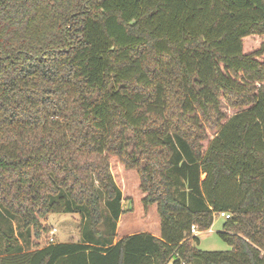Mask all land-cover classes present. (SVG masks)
<instances>
[{
  "label": "trees",
  "instance_id": "16d2710c",
  "mask_svg": "<svg viewBox=\"0 0 264 264\" xmlns=\"http://www.w3.org/2000/svg\"><path fill=\"white\" fill-rule=\"evenodd\" d=\"M110 155L157 236L114 242ZM217 212L230 249L200 250ZM53 213L76 240L0 264H264V0H0V236Z\"/></svg>",
  "mask_w": 264,
  "mask_h": 264
},
{
  "label": "rangeland",
  "instance_id": "374dc122",
  "mask_svg": "<svg viewBox=\"0 0 264 264\" xmlns=\"http://www.w3.org/2000/svg\"><path fill=\"white\" fill-rule=\"evenodd\" d=\"M248 43H252L250 40ZM109 168L115 184L122 194L121 207L123 213L116 222L115 239L132 233L159 234V217L154 205L145 207L142 202L144 194L139 189V178L134 170L126 169L112 155L109 156ZM224 218L217 214L213 215V222L209 229L198 231L197 248L203 251H225L230 247L222 241L218 232L222 230ZM42 224L47 230L41 232L38 238H34L33 230L27 231L17 220H11L7 225L1 218V226L4 235L0 236V255L8 247L21 246L23 251H33L48 243L51 229L55 228L53 235L55 242H66L76 240L78 236L79 216L77 214L53 213L49 214ZM10 226L11 230L8 228ZM193 244L192 241H189Z\"/></svg>",
  "mask_w": 264,
  "mask_h": 264
},
{
  "label": "built area",
  "instance_id": "2783aa9c",
  "mask_svg": "<svg viewBox=\"0 0 264 264\" xmlns=\"http://www.w3.org/2000/svg\"><path fill=\"white\" fill-rule=\"evenodd\" d=\"M215 214L219 215L220 217H222V218H224V219H227V218L230 217V215H229L228 213H226V212H217V213H215ZM197 232H198L197 228L194 227V226H191V228H190V233L193 234V235H195V234H197ZM55 233H56V229H55V228H52V229H51V233H50V235L48 236V243H53V242H54L53 235H54Z\"/></svg>",
  "mask_w": 264,
  "mask_h": 264
},
{
  "label": "crops",
  "instance_id": "0c3cea01",
  "mask_svg": "<svg viewBox=\"0 0 264 264\" xmlns=\"http://www.w3.org/2000/svg\"><path fill=\"white\" fill-rule=\"evenodd\" d=\"M144 233V232H143ZM152 234V233H151ZM152 235H154V236H157L156 234H152Z\"/></svg>",
  "mask_w": 264,
  "mask_h": 264
}]
</instances>
